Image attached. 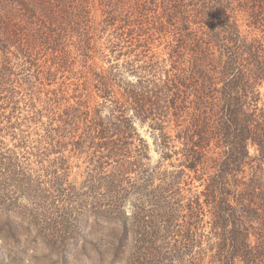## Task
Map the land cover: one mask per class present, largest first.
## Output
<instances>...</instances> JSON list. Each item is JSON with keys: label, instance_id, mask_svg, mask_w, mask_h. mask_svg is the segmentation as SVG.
<instances>
[{"label": "trees", "instance_id": "obj_1", "mask_svg": "<svg viewBox=\"0 0 264 264\" xmlns=\"http://www.w3.org/2000/svg\"><path fill=\"white\" fill-rule=\"evenodd\" d=\"M102 39L107 69L91 63ZM59 73L81 81L80 99L47 129L44 175L0 139V242L26 226L66 260L93 245L102 262L88 228L109 226L114 262L264 264V0H0V130L15 136L8 104L41 100ZM94 92L108 116L87 104ZM136 118L203 190L185 196V170L146 166ZM67 145L89 150L86 189L68 183Z\"/></svg>", "mask_w": 264, "mask_h": 264}, {"label": "rangeland", "instance_id": "obj_2", "mask_svg": "<svg viewBox=\"0 0 264 264\" xmlns=\"http://www.w3.org/2000/svg\"><path fill=\"white\" fill-rule=\"evenodd\" d=\"M98 51H96L95 59L92 62L96 63L98 69H107L110 67V62L102 55L104 53H110V50L106 49L104 40L98 42ZM101 48V49H100ZM161 50V49H160ZM116 55V54H115ZM118 57V58H117ZM112 57L113 63H120L123 65L126 60V56ZM125 78H134V75L125 71ZM53 84L44 85L42 90L41 100L40 94L36 95L33 101L23 100L18 103V107H14V104H8L6 108V115L12 116L13 122H17L16 135L12 136L9 129L0 130V139L3 141L4 147H10L20 154H24L25 151H31L32 155V177L36 178L39 175H44L42 161L37 155L44 152L49 143L53 141L47 138V129L49 127H56L61 124L60 117L64 113L65 109L76 106L79 101V97L74 96V88L77 83L81 81L76 77H69L66 73L65 76L59 73L53 80ZM47 91V92H46ZM264 103V87L262 88ZM92 111L99 110L101 115L108 116L111 111V103L105 102L102 97L97 96L94 92L93 97L85 99ZM13 107V109H12ZM5 110V109H4ZM14 110V111H13ZM3 121V119L1 120ZM4 125L7 122H3ZM134 126L136 131L147 145V151L149 157L145 159V164L149 169L158 170L159 173L174 172L177 173L181 169L185 170V174L182 175L180 185L182 192L185 196H190L192 191L199 192L203 190L201 181L193 179L194 173L189 169L183 167L182 155L179 153L173 154L170 158L164 157L163 148L158 138L160 132L151 127L150 121H141L140 119H134ZM73 128V127H72ZM76 135H80L82 130L73 129ZM175 134V129L171 132ZM54 136L57 137L55 134ZM71 136V135H68ZM58 138H55L57 140ZM70 139L67 138L68 142ZM56 142V141H55ZM179 145L178 143H175ZM73 149L72 145H67V155L72 154L70 157L71 168L68 176V183L76 184L80 190L86 189L88 180V152L75 154L69 152ZM250 153L254 155L256 153L255 148H250ZM57 156L53 154L52 157ZM44 164V163H43ZM47 164V162H45ZM159 176V175H158ZM44 179V178H42ZM160 180L156 179V183ZM86 187V188H84ZM27 196L23 197V202H29ZM51 201V200H50ZM127 209L131 212V199H128ZM19 230V241L9 242L4 244L0 242V261L5 258L1 254L6 253L8 255L16 256L13 258L11 264H126L122 257H119L118 261L114 262L113 245L109 234L111 228L109 226H91L88 239L91 243L97 245L102 252H104L103 261H98L97 251L93 248V245H89L87 251H83L81 247L75 250L69 259H64L60 256L58 249L53 250L50 247L43 245L40 241H36V230H29L26 226H23ZM87 230V231H88Z\"/></svg>", "mask_w": 264, "mask_h": 264}]
</instances>
